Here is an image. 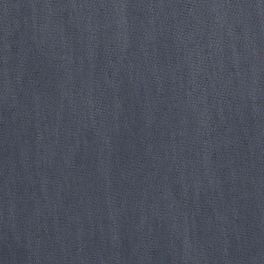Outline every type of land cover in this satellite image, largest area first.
Wrapping results in <instances>:
<instances>
[{"label": "water", "instance_id": "obj_1", "mask_svg": "<svg viewBox=\"0 0 264 264\" xmlns=\"http://www.w3.org/2000/svg\"><path fill=\"white\" fill-rule=\"evenodd\" d=\"M0 264H264V0H0Z\"/></svg>", "mask_w": 264, "mask_h": 264}]
</instances>
